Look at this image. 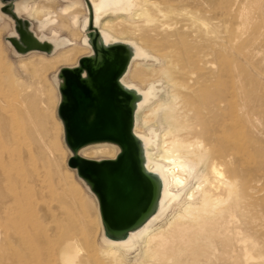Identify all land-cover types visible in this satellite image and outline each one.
Here are the masks:
<instances>
[{
  "label": "bare ground",
  "instance_id": "1",
  "mask_svg": "<svg viewBox=\"0 0 264 264\" xmlns=\"http://www.w3.org/2000/svg\"><path fill=\"white\" fill-rule=\"evenodd\" d=\"M84 1L88 16L82 20L78 0L61 11L30 0H0V19L15 22L2 9L9 7L20 18L27 13L37 19L44 32L60 18L62 28L72 39L82 38L83 45L66 37L38 36L30 27L39 42L51 46L42 52H58L53 58H66V51L79 47L84 56H94L95 39L106 48H128L119 82L135 96L133 133L143 170L155 181V195L142 205L141 216L139 212L133 223L114 233L104 222L98 196L80 177L96 197L98 226L108 247L99 256L85 253L83 242H95L91 226L78 210L73 190L63 188V172L51 163L44 139L50 134L43 113L47 107L42 106L46 101L35 88L45 77L38 69L42 63L25 61L36 77L32 83L20 74L10 79L0 75V264H264V48L256 41L261 30L248 26L258 10L264 28V0H142L136 9L127 0L117 12L109 8L110 0L95 6L96 0ZM19 36L15 27L10 37ZM142 44L156 55L155 62H143ZM36 51L16 50L20 55ZM82 57L68 67L79 66ZM60 70L54 75L58 115L64 81ZM163 81L167 97L147 103L143 85L153 86L158 97ZM157 119L166 126L162 134L152 127ZM120 152L117 143L100 141L77 154L104 160ZM197 167L204 169L201 179L177 203L174 192L189 186ZM142 245L143 254L132 262L130 252Z\"/></svg>",
  "mask_w": 264,
  "mask_h": 264
},
{
  "label": "water",
  "instance_id": "2",
  "mask_svg": "<svg viewBox=\"0 0 264 264\" xmlns=\"http://www.w3.org/2000/svg\"><path fill=\"white\" fill-rule=\"evenodd\" d=\"M2 9L15 20L20 39L9 37V41L18 52H50L51 46L39 42L27 20L9 7ZM94 41V56H84L79 66L60 70L64 81L59 115L67 145L74 152L69 166L78 169L79 177L98 196L110 231L119 233L136 220L142 205L155 195V181L143 170L140 145L133 133L135 96L119 82L127 65L128 48L122 44L106 48ZM100 141L117 143L121 148L117 158L94 160L77 154L81 147Z\"/></svg>",
  "mask_w": 264,
  "mask_h": 264
},
{
  "label": "rangeland",
  "instance_id": "3",
  "mask_svg": "<svg viewBox=\"0 0 264 264\" xmlns=\"http://www.w3.org/2000/svg\"><path fill=\"white\" fill-rule=\"evenodd\" d=\"M71 1L72 0H30V3L37 4V5L45 4V5L55 6V8L58 11H61L64 7H66L67 4H70ZM78 1L81 2L79 9L82 12L79 15L80 17H82V20H83L85 17L88 16L87 6L84 0H78ZM99 1L100 0H96L95 2L93 1L92 2L95 6L96 4L99 3ZM132 1L136 6L135 9L139 8L142 5V0H132ZM52 3H55V5H53ZM82 3L84 4V6L82 5ZM126 3H127V0H110L109 8L116 9V10H111V11L117 12V9L124 6ZM121 13L124 16H126V18L130 16L129 12H121ZM75 16L76 15H73L71 18L73 19ZM106 16L105 17L108 18L111 15L107 14ZM22 18H24L25 20L29 22L30 27L35 33H37L38 36L45 35L48 37H53L54 35H56V36H59L60 38H65V37L68 38L70 40V43H79L80 45H83L82 38H79V40L77 39L74 40L72 39L71 33L68 32L66 29L62 28V21L58 17H57V23L54 29L45 30L44 32L40 30V27H39L40 22L37 19L29 16L27 13H23ZM262 24H263L262 23V12L255 10V12L253 13L252 21L249 23L248 26L251 30H254V29L261 30L260 35L256 37V41H257L258 46H262V48H264V28L262 27ZM228 25L229 27H231L232 23H228ZM14 30H15V22L13 20H10L6 17H4L3 19H0V75L4 77V79L6 78L10 79V77H15V75L20 74L21 77L27 79L26 82L30 80V82L32 83L33 80L36 79V77L32 75L30 71V69H32L31 68L32 65L29 64V62H25V61H33L34 63H37V64L39 63L38 65L36 64L37 66H39L42 63L40 67L41 69L38 67L37 68L41 71L42 75H45V77L41 76L42 83L35 84V88L38 91L37 92L38 98L46 101L45 104H42V106L47 107V109L44 108L45 110L43 111V113L46 115V119H47L46 122L49 125L50 134L49 136L44 137V139L45 141H47L46 143L50 147V150H51L50 160H51V163L55 162L63 172L64 179L62 180V183L65 184L63 188H68V189L70 188L73 190L74 192L73 197L76 200L75 204L78 210L81 211L82 213L85 212V214L87 215V219L91 226V231L93 233L95 242L93 246L88 245L86 242H83L85 253L86 254L93 253L99 256L100 251L107 250L108 247H107L106 240H104V237H103V230L99 229V226H98L99 225L98 224L99 219L97 217L98 203H97L95 195L90 191L87 184L81 180V178L79 177L78 173L74 170V168L69 166L68 162H69V158L72 156V152L66 144L63 127H61L62 124L60 122L59 115L57 112L58 99L60 96L56 88V85L54 83V75L60 68L77 63L79 58L84 56L85 54H82V52H80L82 50V47H79V48L73 49V51L72 50L68 52L66 51V53L68 54L66 58H68L69 60L64 58V56L53 58L57 55L58 52L51 55V54H46L42 51L41 52L36 51V52H31L28 54L20 55L19 53L16 52L14 46L9 41V37L11 33L14 32ZM222 31H226V28L222 27ZM127 36L129 37L128 39H132L136 42L140 41V37L137 35L132 36L131 34H127ZM142 46H143V57H142L143 62H146V63L155 62L156 55L150 52L143 44ZM71 48H74V47H71ZM156 67L159 68L160 63H157ZM128 80L129 82L137 83L139 85L142 84L141 79L134 80L131 77H128ZM30 82H27V83H30ZM50 84H51V87L53 88L50 87ZM158 86H160L159 96L154 97L155 88L151 85H143L145 91L149 94V99L147 103H150V102L152 103L153 101L157 100L159 97L161 98L167 97V94L169 92L168 84L165 81H163L160 84H158ZM159 119H157L156 121L152 123V127L156 129L157 132L162 134L165 131L166 126ZM142 130L146 131L147 133H150V128L145 129V127L143 126ZM150 137H151L152 143L154 144L156 142V139L152 135H150ZM153 151L157 153L158 152L157 147L154 146ZM98 158H102V157H98ZM92 159H97V158L94 157ZM54 169L55 168L53 166L49 168L51 172H54ZM203 172H204L203 168L197 167L196 171L193 173V176L190 180L189 186L186 189H181L179 192L177 191L174 192L175 194H178V198L176 200L177 203H180L183 201V199L186 197L187 193L193 187L195 182L201 179ZM172 194L173 192L168 193L169 199L172 198L173 196ZM143 247H144L143 245L140 248L138 246L130 252V259L132 262H134V259L136 258L138 254L139 255L143 254L144 252Z\"/></svg>",
  "mask_w": 264,
  "mask_h": 264
}]
</instances>
